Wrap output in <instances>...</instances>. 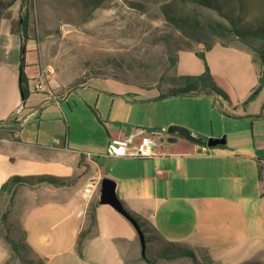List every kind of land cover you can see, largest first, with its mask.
Returning a JSON list of instances; mask_svg holds the SVG:
<instances>
[{
  "label": "crops",
  "instance_id": "crops-1",
  "mask_svg": "<svg viewBox=\"0 0 264 264\" xmlns=\"http://www.w3.org/2000/svg\"><path fill=\"white\" fill-rule=\"evenodd\" d=\"M15 55L10 62L13 73L9 70L11 99L0 107V123L17 118L20 126L14 137L0 138V185L16 174L75 176L69 186L40 184L18 189L14 207L22 213V237L32 256L45 264H126L122 245L133 243L137 234L114 208L98 203L101 180L109 178L122 205L146 221L162 241L177 242L194 253L204 249L214 264L253 260L264 264V82L259 93L246 102V97L234 98L224 90L231 109L228 117L250 122L246 137L237 132L241 140H230L224 130L220 134L212 130L204 137L224 138V143L208 147L164 135L156 157L124 158L107 155L110 139L121 138L136 126L155 128L181 122L103 123L104 132L93 135L94 141L71 143L70 127L57 111L46 123L43 111L18 110L15 76L19 58ZM256 66L253 88L258 85ZM25 73L29 84L37 65L26 64ZM144 89H155L146 96L159 102L177 97L157 98L155 86ZM239 105L242 110L235 112ZM32 118L38 121L33 123ZM87 186L89 194L83 192ZM92 201L97 202L95 225L78 253L76 241ZM5 257L3 253L0 264Z\"/></svg>",
  "mask_w": 264,
  "mask_h": 264
},
{
  "label": "rangeland",
  "instance_id": "rangeland-1",
  "mask_svg": "<svg viewBox=\"0 0 264 264\" xmlns=\"http://www.w3.org/2000/svg\"><path fill=\"white\" fill-rule=\"evenodd\" d=\"M247 2H258L260 6H247ZM32 3L34 39L25 41V64L37 65V73L28 84L31 93L24 101L17 86L18 110L33 107L43 111L46 123L51 122L50 117L57 111L64 125L70 127L71 143L94 141L98 133L104 132L103 123L145 126L170 119L181 122L174 125L203 138H206L203 134H211L212 130L214 134L228 132L230 140H241L237 139V132H244L245 137L250 133L247 118L228 117L231 109L221 96L201 93L159 102L147 97L155 89L142 87H154L162 82V76L166 79L197 75L207 66L220 88L234 98L246 97V102L254 89L257 56L235 35L219 37L212 33L208 23L228 24L232 18L244 25L257 19L258 14L264 16V0H227L220 11L180 0H102L95 7L93 0H32ZM19 11V1L15 0L0 21V107L7 106L11 99L9 83L13 76L9 70L13 73L10 62L14 54L17 61L19 58ZM165 11L197 19L202 27L197 37L212 40L209 49L204 50L202 44L191 40L189 32L178 31L166 19ZM177 51H180L177 64L175 68L169 67V55ZM40 72L44 76L40 80L42 87L35 89ZM83 77L86 81L77 85ZM15 79L18 83L17 73ZM241 110L239 105L235 112ZM32 121L37 122L38 118ZM168 126L155 128L166 132ZM15 132L16 126L0 124V138L14 137ZM14 203L15 199L6 220L0 222V258L6 254L2 263H19L4 241V234L23 241L22 213ZM7 206V196H1L0 215ZM147 235L151 237L145 247L148 260L141 258L136 238L133 243L122 245L126 264H214L204 249L195 253V262L189 258H158L157 253L166 242L153 231Z\"/></svg>",
  "mask_w": 264,
  "mask_h": 264
},
{
  "label": "trees",
  "instance_id": "trees-1",
  "mask_svg": "<svg viewBox=\"0 0 264 264\" xmlns=\"http://www.w3.org/2000/svg\"><path fill=\"white\" fill-rule=\"evenodd\" d=\"M15 0H0V20L6 9L12 5ZM20 5L19 17H18V27L17 30L20 36V46H19V65H18V83L20 89V95L22 101H24L30 91L28 89V77L25 73V41L26 39H34L32 21H33V3L32 0H18ZM182 2L189 1L191 3L197 4L199 6L212 8L214 10L220 11V7L227 4V0H180ZM102 0H93L94 7L99 6ZM260 6V3H248L247 6ZM260 10V9H259ZM165 17L178 31L189 32L191 40L197 42V44H202L204 50L209 49L212 40H203L197 37V34L200 33L202 27L199 26L197 19L191 18L188 15L181 16L167 11L164 12ZM252 24H254L252 26ZM208 29L219 37H227L228 35H235L239 40L246 44L257 56L255 61L259 65V76H258V85L252 90L251 94L247 98H254L260 91L261 85L264 82V16L258 14L257 19L246 22L244 25L241 24V21L238 20L235 23L232 18L229 19V23H222L219 21L208 23ZM203 40V41H202ZM181 51V50H180ZM172 53L169 55V67L175 68L179 52ZM203 56V52H198ZM86 81V78L83 77L78 80L77 85H81ZM162 82L157 83L155 87L158 89L157 98H166L173 96H187V95H198L201 93H212L217 96H221L224 99L228 100L229 97L227 93L220 88L214 81L212 75L207 66L204 70L197 75H174L169 78L161 79ZM142 88H151V87H142ZM2 123H10L11 125L16 126L18 130L20 126V121L17 118H10ZM1 124V123H0ZM75 181V176L65 178L58 177L52 174H30V175H12L8 177L0 185V197L7 196L8 206L0 215V222L6 220L8 213L13 205L17 190L21 186H26L33 188L40 184L51 185L55 187L69 186ZM96 201L89 203L87 212H86V225L79 232L78 238L76 241V249L78 253L81 252L83 242L86 237L92 231L95 225V207ZM125 208V207H124ZM129 216L136 222L140 227L141 231L144 233L145 242L151 240L146 233L148 231H153V229L148 226L146 221L141 220L136 215L131 213L125 208ZM154 232V231H153ZM4 241L9 245L10 249L13 251L14 255L17 257L19 264H45L44 260L37 256L30 255L31 249L24 241H18L4 234ZM166 244L163 246L157 253L156 257L162 258L165 260H173L176 258H189L192 261H196L195 253L192 249L184 247L177 242L165 241ZM146 247V245H145ZM141 258L148 260L144 254H141ZM2 264H8V261H5ZM239 264H262L258 260L245 261Z\"/></svg>",
  "mask_w": 264,
  "mask_h": 264
},
{
  "label": "built area",
  "instance_id": "built-area-1",
  "mask_svg": "<svg viewBox=\"0 0 264 264\" xmlns=\"http://www.w3.org/2000/svg\"><path fill=\"white\" fill-rule=\"evenodd\" d=\"M43 78V74L38 73L35 89L42 87L40 80ZM54 100L57 102V99L54 98ZM165 134L166 132L158 128L136 126L125 136L110 139L107 155L141 159L156 157L161 139ZM83 192L89 194L91 192L90 186L85 187Z\"/></svg>",
  "mask_w": 264,
  "mask_h": 264
},
{
  "label": "water",
  "instance_id": "water-1",
  "mask_svg": "<svg viewBox=\"0 0 264 264\" xmlns=\"http://www.w3.org/2000/svg\"><path fill=\"white\" fill-rule=\"evenodd\" d=\"M174 134H177L179 137L186 139L187 141H190L192 143L198 145H205L208 147H212V146H216L217 144L224 143V138L208 137L205 139L203 137L198 136L195 132H192L184 127L177 125H169L166 129V135L170 136ZM178 136L173 137V140H177ZM98 203L110 205L132 224V226L136 231L137 238L139 240L140 253L143 255L146 245L144 233L141 231L140 227L136 224V222L129 216L124 206L117 198L114 189V182L109 178H103L101 180Z\"/></svg>",
  "mask_w": 264,
  "mask_h": 264
},
{
  "label": "flooded vegetation",
  "instance_id": "flooded-vegetation-1",
  "mask_svg": "<svg viewBox=\"0 0 264 264\" xmlns=\"http://www.w3.org/2000/svg\"><path fill=\"white\" fill-rule=\"evenodd\" d=\"M174 136H178L177 134H174V135H170V137H174Z\"/></svg>",
  "mask_w": 264,
  "mask_h": 264
}]
</instances>
